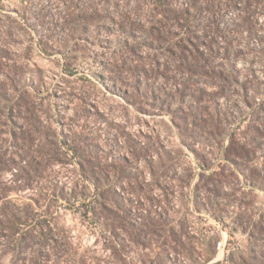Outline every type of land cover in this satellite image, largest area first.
Instances as JSON below:
<instances>
[{
  "label": "rangeland",
  "instance_id": "1",
  "mask_svg": "<svg viewBox=\"0 0 264 264\" xmlns=\"http://www.w3.org/2000/svg\"><path fill=\"white\" fill-rule=\"evenodd\" d=\"M1 213L0 264H264V0H0Z\"/></svg>",
  "mask_w": 264,
  "mask_h": 264
},
{
  "label": "trees",
  "instance_id": "2",
  "mask_svg": "<svg viewBox=\"0 0 264 264\" xmlns=\"http://www.w3.org/2000/svg\"><path fill=\"white\" fill-rule=\"evenodd\" d=\"M0 224L2 223V221H3V219H9V220H7L8 222H14V221H19L20 222V220H18L17 219V217H15L14 215H13V217H10V216H8L7 214H5V213H1L0 214ZM36 219V216H34V217H32V218H28V222L30 223V224H34V223H39V226H38V228H40L42 231H45L46 229H49L48 231H51V229H50V224H48V222H44L45 224L43 225V223L42 222H38V220H35ZM36 225V224H35ZM5 229V227H3V226H1V228H0V230H4ZM10 229H13L12 227L10 228ZM30 239V238H29ZM21 251H19V253H20Z\"/></svg>",
  "mask_w": 264,
  "mask_h": 264
}]
</instances>
